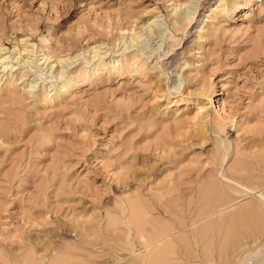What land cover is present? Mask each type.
<instances>
[{"label": "rangeland", "instance_id": "obj_1", "mask_svg": "<svg viewBox=\"0 0 264 264\" xmlns=\"http://www.w3.org/2000/svg\"><path fill=\"white\" fill-rule=\"evenodd\" d=\"M207 1L0 0V264H264V0Z\"/></svg>", "mask_w": 264, "mask_h": 264}, {"label": "bare ground", "instance_id": "obj_2", "mask_svg": "<svg viewBox=\"0 0 264 264\" xmlns=\"http://www.w3.org/2000/svg\"><path fill=\"white\" fill-rule=\"evenodd\" d=\"M204 2H205V1H204ZM206 3H207L206 6L203 7V12H199L198 19L196 20L198 23L195 24L194 28H195V27H199L202 23H204L205 16H208V15H205V12H207L210 8H213V6H214V4H215V1H214V0H208ZM200 4H201V3H200ZM193 5H194V6H192V7H194V8H192V7L189 8V7H188V8H189L188 10H185V9H184V10H185V11H184L185 14H184V13H181V14H184V15H183V18H184V19H182V16H180V17H181L182 20H185V23H182L183 26H185V27H186L188 24H191L192 20L195 18L196 11L198 10L197 7H199V6H198L197 4H196L197 7L195 6V4H193ZM189 6H190V5H189ZM200 6H201V5H200ZM179 7H180V6H179ZM186 7H187V6H186ZM195 7H196V8H195ZM214 9H215V8H214ZM215 10H216V9H215ZM182 12H183V11H182ZM179 15H180V13H179ZM153 22H157V21H153ZM174 22L177 23L175 20H174ZM150 23H151V22H150ZM150 23H148V24H150ZM159 23H160V22H159ZM176 25H177V24H176ZM151 26L154 27L155 25H151ZM189 26H190V25H189ZM140 27H142V26H140ZM145 27H146V26H145ZM145 27H144V28H145ZM158 27H160V26H158ZM179 27H180V26H179ZM201 27H202V26H201ZM150 28H151V27H150ZM182 28H183V27H182ZM199 28H200V27H199ZM142 29H143V28H142ZM177 29H178V27H177ZM184 29H187V28H184ZM184 29H183V31L186 32ZM195 29H196V28H195ZM195 29H194V30H195ZM157 30H158V29H157ZM179 30H180V29H179ZM194 30H193V31H194ZM149 31H150V30H149ZM183 31H182V32H183ZM193 31H190V33H191L190 35H192V32H193ZM145 33H148V32H145ZM163 33H164V32H163ZM163 33H162V34H163ZM193 33H194V32H193ZM149 34H150V33H149ZM151 34H152V33H151ZM162 34H161V37H162ZM164 34H165V33H164ZM164 34H163V35H164ZM169 34H170V33H169ZM158 35H160V34L158 33ZM134 36H135V35H134ZM136 36H137V35H136ZM161 37H160V38H161ZM168 37H169V36H167V38H168ZM170 37L172 38V36H170ZM199 37H200V36H199ZM139 38H140V37H139ZM139 38L136 39V40H140V39H141V38H140V39H139ZM143 38H144V37H143ZM160 38H159V39H160ZM132 39H133V38L131 37V39H128V40H132ZM161 39H162V38H161ZM169 39H170V38H169ZM172 39H175L174 36H173ZM123 40H124V39H123ZM123 40H121V41H123ZM141 40H142V39H141ZM145 40H146V39H145ZM145 40H144V41H145ZM148 40H149V39H148ZM121 41H120V42H121ZM124 41H125V40H124ZM125 42H126V41H125ZM125 42H123V43H125ZM127 42H129V41H127ZM127 42H126V43H127ZM134 42H135V41H134ZM140 42H141V41H139L138 43H140ZM126 43H125V44H126ZM130 43H131V42H130ZM145 43H147V42H145ZM149 43H150V42H149ZM149 43H148V44H149ZM125 44H124V45H125ZM136 44H137V42H136ZM159 44H160V43H159ZM119 45H120V44H119ZM126 45H128V44H126ZM129 45H130V44H129ZM131 45H132V44H131ZM100 46H101V45H100ZM147 46H148V45H147ZM150 46H151V45H150ZM98 47H99V46H98ZM148 47H149V46H148ZM95 48H96V47H95ZM99 48H100V47H99ZM153 48H155V47H153ZM1 49H3V48H1ZM93 51H94V50H93ZM95 51H96V50H95ZM1 54H2V53H1ZM79 54H80V53H79ZM42 56H43V57H41V59H42V58H45V60H44L43 63H46L48 60L50 61V57H49L48 55L43 54ZM94 56H97L96 53H95ZM8 57H9V56H8ZM76 57H77V56H76ZM78 57H79V56H78ZM78 57H77V59H78ZM80 57H81V56H80ZM80 57H79V58H80ZM5 58H6V57H2V55H0V61L2 60V62H3V61L5 60ZM63 58H64V57H63ZM72 58H73V57H72ZM72 58H71V59H72ZM10 59H11V57H10ZM66 59H67V58H66ZM66 59H65V60H66ZM77 59H76V60H77ZM73 60H75V59H73ZM73 60H72V62H73ZM5 61H6V60H5ZM5 61H4V62H5ZM38 61H39V60H38ZM67 61H70V60H67ZM67 61H64V62L67 63ZM171 61L173 62V59H172ZM32 62H33V61H32ZM62 62H63V61H62ZM64 62H63V63H64ZM72 62H71V63L69 62V63L72 64ZM0 63H1V62H0ZM29 63H31V62H29ZM41 63H42V62H41ZM27 64H28V63H27ZM176 64H177V63H176ZM31 65H32V67L34 66L33 63H32ZM47 65H48V64H47ZM53 65H54V64L51 63V66H50V65H48V66H50V67L53 68V67H54ZM66 66H67V65H66ZM1 67H2V66H1ZM5 67H6V66H5ZM50 69H51V68H50ZM50 69L48 68V70H50ZM54 69H55V68H54ZM48 70H47V71H48ZM178 74H180V73H178ZM55 81H56V80H55ZM55 84H56V82H55ZM30 86H31V89H32V88L35 86V84H32V83H31ZM36 86H37V84H36ZM36 86H35V87H36ZM35 87H34V88H35ZM44 88H46V87H44ZM59 88H60V87H59ZM29 89H30V88H29ZM48 89H49V88H48ZM60 90H61V89H60ZM31 91H32V90H31ZM215 102H216V101H215ZM225 157H226V155H224L223 158H225ZM242 177H243V176H242ZM249 192H252V188H251V187L248 188V189H246V192H244V194H247V193H249ZM262 202H263V203H262ZM262 202H261V203H262V206H261V207H263V209H264V199H263ZM261 209H262V208H261ZM257 211H258V210H257ZM259 211H260V210H259ZM253 213H254V212H253ZM258 214H259V213H258ZM261 214H262V213H261ZM259 215H260V214H259ZM250 218H252V217H250ZM243 219H244V218H243ZM258 221H259V219H258ZM245 222H247V221H245ZM247 227H248V226H247ZM253 227H254V226H253ZM263 229H264V228H263ZM263 229H262V231H263ZM255 230H256V229H255ZM249 234H250V233H249ZM260 234H262V233L260 232ZM247 235H248V234H247ZM262 235H263V234H262ZM194 236H195V235H194ZM254 236H255V235H254ZM255 237H256V236H255ZM193 241H194V240H193ZM261 241H262V240H261ZM171 244H172V243H171ZM176 247H177V245H176ZM165 249H166V248H165ZM162 250H163V249H162ZM170 251H171V250H170ZM172 251L175 253L176 250L174 251V249H173ZM172 251H171V252H172ZM171 252H170V253H171ZM176 253H177V252H176ZM233 253H234V252H233ZM258 254H259V253H258ZM258 254L256 255L257 257H259ZM159 255H160V254H159ZM166 255H167V253H166ZM170 255H171V254H170ZM176 255H177V254H176ZM262 255H263V254H262ZM150 257H151V256H150ZM261 257H262V256H261ZM148 258H149V257H148ZM151 258H152V257H151ZM249 258H250V257H249ZM153 259H154V258H153ZM165 259H166V258H165ZM168 259H169V258H168ZM250 259H252V258H250ZM250 259H249V260H250ZM170 260H172V259H170ZM253 260H254V259H253ZM255 260H256V259H255ZM263 260H264V259H263ZM158 261H159V260H158ZM165 261H166V260H165ZM174 261H175V260H174ZM245 261H246V262H245ZM155 262H156V261H155ZM167 262H168V260H167ZM178 262H179V261H178ZM240 262H241V261H240ZM257 262H258V261H257ZM168 263H169V262H168ZM173 263H174V262H173ZM238 263H239V262H238ZM242 263H243V264H247V258H246V259L244 260V262H242ZM146 264H147V263H146ZM164 264H165V263H164ZM255 264H256V263H255Z\"/></svg>", "mask_w": 264, "mask_h": 264}]
</instances>
